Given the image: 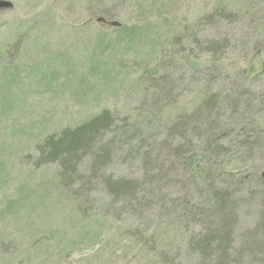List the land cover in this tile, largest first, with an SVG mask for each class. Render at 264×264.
Segmentation results:
<instances>
[{
	"label": "rangeland",
	"instance_id": "obj_1",
	"mask_svg": "<svg viewBox=\"0 0 264 264\" xmlns=\"http://www.w3.org/2000/svg\"><path fill=\"white\" fill-rule=\"evenodd\" d=\"M7 1L12 7L0 9V47L19 45L10 57L0 56V264L206 263L183 242L188 213L180 221L170 216L171 227H152L155 217L142 223L101 187L82 195L58 184L57 163L36 164L35 144L104 109L118 122L132 123L145 80L161 74L154 65L158 55L170 53L161 56L162 64L179 60L188 76L189 63L182 64L177 50H190L191 36L202 43L225 37L229 55L220 68L257 104L264 92V0ZM247 5H255L252 21L236 13ZM221 7L237 17L229 24L219 15L202 18ZM104 15V21L96 19ZM20 32L24 37L15 39ZM195 54L203 67L209 53ZM239 66L251 69L249 79ZM138 163L113 162L106 169L135 177ZM254 215L250 207L240 209L238 239ZM143 233L152 239L143 241Z\"/></svg>",
	"mask_w": 264,
	"mask_h": 264
},
{
	"label": "trees",
	"instance_id": "obj_2",
	"mask_svg": "<svg viewBox=\"0 0 264 264\" xmlns=\"http://www.w3.org/2000/svg\"><path fill=\"white\" fill-rule=\"evenodd\" d=\"M254 6L236 13L252 21ZM223 10H212L202 18L221 16V23L229 24L235 12ZM23 37L20 32L15 39ZM190 38V50H177L182 64L189 63L188 76L179 60L162 64L161 56L167 53L158 55L154 65L161 74L145 80L132 123H120L111 111L101 110L78 125L42 136L35 144L36 164L56 162L58 184L82 195L101 187L110 202L122 201L121 207L142 223L158 218L154 228L157 223L159 228L174 226L170 216L180 221L188 213L183 242L204 264H264V170L259 173L264 169V146L260 145L264 142V92L258 94L262 98L256 104L244 98L250 91L237 90L225 76L220 68L221 58L229 55L225 37L204 43ZM18 45L4 44L0 56L10 57ZM198 51L209 53L203 67L197 65ZM239 67V74L249 79L251 69ZM184 76L189 88L184 86ZM226 83L230 85L223 88ZM158 135H163L160 141L155 138ZM176 137L182 141L176 143ZM113 162H139V174L114 176L106 169ZM248 207L254 210V219L238 239L239 211ZM143 235L145 242L151 238V233Z\"/></svg>",
	"mask_w": 264,
	"mask_h": 264
},
{
	"label": "water",
	"instance_id": "obj_3",
	"mask_svg": "<svg viewBox=\"0 0 264 264\" xmlns=\"http://www.w3.org/2000/svg\"><path fill=\"white\" fill-rule=\"evenodd\" d=\"M12 7V3L7 0H0V9H10ZM99 21H104L102 18H97ZM117 25V23H113Z\"/></svg>",
	"mask_w": 264,
	"mask_h": 264
}]
</instances>
